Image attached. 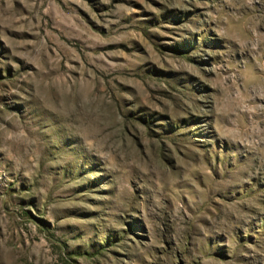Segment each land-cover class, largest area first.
<instances>
[{
  "label": "rangeland",
  "instance_id": "rangeland-1",
  "mask_svg": "<svg viewBox=\"0 0 264 264\" xmlns=\"http://www.w3.org/2000/svg\"><path fill=\"white\" fill-rule=\"evenodd\" d=\"M0 264H264V0H0Z\"/></svg>",
  "mask_w": 264,
  "mask_h": 264
}]
</instances>
